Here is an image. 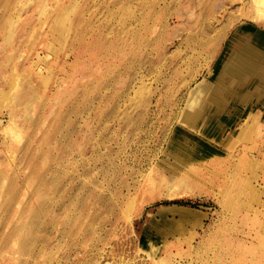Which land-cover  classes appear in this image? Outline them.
Here are the masks:
<instances>
[{
  "label": "rangeland",
  "instance_id": "1",
  "mask_svg": "<svg viewBox=\"0 0 264 264\" xmlns=\"http://www.w3.org/2000/svg\"><path fill=\"white\" fill-rule=\"evenodd\" d=\"M254 11L0 0V264H264V78L251 103L208 102L219 123L181 121L234 31L264 33ZM178 125L204 141L183 157Z\"/></svg>",
  "mask_w": 264,
  "mask_h": 264
},
{
  "label": "bare ground",
  "instance_id": "2",
  "mask_svg": "<svg viewBox=\"0 0 264 264\" xmlns=\"http://www.w3.org/2000/svg\"><path fill=\"white\" fill-rule=\"evenodd\" d=\"M251 1L254 5V8H255V11H254L255 13H254L252 19L255 18L259 21L264 22V0H251ZM242 30L244 32V35H239L238 32L234 31V33L230 36L229 41H228L229 42V44H228L229 48L227 49L226 52H224V54L219 59L217 65H216V68H215L216 74H214L215 75L214 81L211 83L206 82V84H205L204 83L205 79H206L205 78L203 81L197 83L193 87V89L191 90L189 97H188V100H187V103H186V107L184 109L185 110L184 111V117L181 119V121L183 123L184 122L186 123L188 121L189 123H187V124H189V125L197 124L200 121V118L202 116L205 117L206 114L209 115V119H210V121L208 120L209 122L206 121V124H212L213 122L219 123L218 121H216V118L219 116V111H221L220 108L218 109L219 111H217L215 109L212 110L210 112L211 113L210 114L208 111H210L211 105L208 102L214 101L216 99L222 100V92L220 93V90H219L220 88L223 89L222 91H228L230 89H231V91H233L235 88L234 86L248 85L249 87H251L252 85L259 86V84L261 83V79L264 78V33H262L260 26H255L252 24H248L247 26H244L242 28ZM236 79H238L239 81ZM244 80L246 81V83ZM250 81H252V82L250 83ZM227 83H229V84H227ZM262 84H264V83H262ZM208 115L206 117H208ZM186 117L188 118L187 121H186ZM184 119H185V121H184ZM234 126L235 125H232V127H234ZM224 130H225V127L220 129V131H219L220 136L222 135ZM208 131H209L208 134L211 137L216 134V133H213V131H210V130H208ZM232 133H234V131ZM190 135H194V134H191L190 131H188L187 129H184V126H183V128L180 125L175 127L174 131H173V133L169 139V142H168V147L170 149V153L174 154L177 157L178 156L183 157V156H181L183 152H190L191 149H193V147H191V146H194L196 144L195 140L200 141V143L204 142L203 140H201V138H198L197 136H194L195 140L188 139L187 142L180 141L182 139H185L186 137L189 138ZM181 136H185V137H181ZM179 138H181V139H179ZM193 142L195 144H193ZM37 180H39V179H37ZM184 180H185V178H184ZM44 187H46V186H44ZM40 189H41V187H40ZM34 190H36V189H34ZM43 196L45 197V195H43ZM40 198H41V195H40ZM18 205L21 207V210H22L24 205L22 203H19ZM57 206H58V204H57ZM20 213L22 214L23 211H21ZM17 217H18V215H17ZM25 219L26 218H24V220ZM21 221H22V218H21ZM27 223H29V222H27ZM22 224H24V223L21 222L19 224V226L18 225L15 226V227H17L16 229L22 230L21 229L23 227ZM27 231H28V228H27ZM22 235H24V234H22ZM21 238H22V236H21ZM17 243L19 245V252L23 253L22 240L17 241ZM18 256H20V254ZM17 259H19V257H17ZM19 263H21V262L18 261V264Z\"/></svg>",
  "mask_w": 264,
  "mask_h": 264
},
{
  "label": "crops",
  "instance_id": "3",
  "mask_svg": "<svg viewBox=\"0 0 264 264\" xmlns=\"http://www.w3.org/2000/svg\"><path fill=\"white\" fill-rule=\"evenodd\" d=\"M257 86H247V88H243V86L241 87H238L236 88L235 90L233 91H228V95L227 97L230 98V100L232 101V103H238L239 101H249L250 103L253 102L254 98L256 97V92L258 91L259 93V90L256 88ZM220 93L222 92V101H224V97H223V94L227 91H222L223 89L220 88ZM260 94V93H259ZM237 107H239L238 105H236ZM239 110L243 111L242 108H240ZM223 119V118H222ZM228 124H231V125H236L237 124V120H233V121H228ZM172 207V211H176L180 206L182 205H178V204H173V205H169V206H164L163 208L164 209H161L163 211V213L167 212L166 210H169L167 209L168 207ZM166 208V209H165Z\"/></svg>",
  "mask_w": 264,
  "mask_h": 264
},
{
  "label": "built area",
  "instance_id": "4",
  "mask_svg": "<svg viewBox=\"0 0 264 264\" xmlns=\"http://www.w3.org/2000/svg\"><path fill=\"white\" fill-rule=\"evenodd\" d=\"M138 264H149L145 260H141Z\"/></svg>",
  "mask_w": 264,
  "mask_h": 264
},
{
  "label": "trees",
  "instance_id": "5",
  "mask_svg": "<svg viewBox=\"0 0 264 264\" xmlns=\"http://www.w3.org/2000/svg\"><path fill=\"white\" fill-rule=\"evenodd\" d=\"M174 203H178L179 201H173Z\"/></svg>",
  "mask_w": 264,
  "mask_h": 264
}]
</instances>
